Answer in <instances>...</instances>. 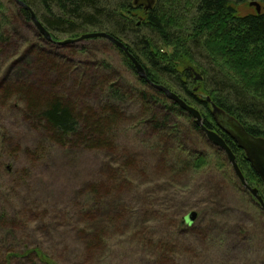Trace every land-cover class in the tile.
Returning a JSON list of instances; mask_svg holds the SVG:
<instances>
[{"label": "trees", "instance_id": "16d2710c", "mask_svg": "<svg viewBox=\"0 0 264 264\" xmlns=\"http://www.w3.org/2000/svg\"><path fill=\"white\" fill-rule=\"evenodd\" d=\"M18 1L30 10L19 6L16 0H0V60L5 57L0 73L9 70L11 75L13 58L24 56L21 64L20 60L14 64L17 66L14 75L20 80L0 86V110L18 109L30 120L37 121L55 147L70 148L76 144L83 149L106 150L121 161L119 171L115 174L112 171L107 177L104 185L109 187L90 186L83 193L82 208L76 210V217L82 218L83 225L79 240L80 264L103 263L105 252L112 247L110 235L125 217L117 215L114 203L106 200L103 189L110 197L116 195L125 187L123 184L118 188L121 181L118 172L130 177L137 169L134 165L138 168L145 165L135 157L131 163L127 162L130 156L118 142L123 128L131 127L132 133L137 129L139 139L144 134L153 152L157 150L152 164L155 168L164 166L171 176L188 174L207 162L204 154L179 146L184 137L178 141L176 138L184 136L183 119L190 121L194 133L203 139L204 135L190 116L152 84L177 94L181 92L178 94L181 99L200 111L204 125L210 130L217 132L218 123L207 99L237 120L250 135L264 139V12L241 16L237 9L251 0H156L149 11L136 8L134 0ZM139 10L144 16L136 14ZM32 13L51 34L53 42H47L34 28ZM15 23L28 25L38 42L42 40L49 49L39 45L35 49L31 38L14 45ZM90 33H106L125 44L152 84L140 79L126 54L112 44L136 77L135 84L119 86L114 68L106 61L91 73L86 71L87 62L79 61L80 66L72 62L70 67L59 62H69V59L57 54L56 43ZM62 49L73 50L71 58L88 53L73 43L59 50ZM196 51L203 52L209 66L197 61ZM23 71L32 79L21 80ZM193 71L203 77L200 83L194 81ZM40 75L44 78L41 83ZM32 80L41 85H31ZM195 85L197 91H194ZM127 102L133 105L129 112L124 108ZM227 144L249 185L264 196L263 182L244 151L229 141ZM103 208L106 212H102ZM0 214V229L6 232L0 234V241L11 240L16 226L10 221L13 215ZM193 224L184 218L179 227L188 229ZM132 240L133 233L131 244ZM156 249L158 264L178 263L174 260L175 249L165 245ZM24 260L29 264H60L40 248L23 254L7 250L1 264H22Z\"/></svg>", "mask_w": 264, "mask_h": 264}, {"label": "rangeland", "instance_id": "374dc122", "mask_svg": "<svg viewBox=\"0 0 264 264\" xmlns=\"http://www.w3.org/2000/svg\"><path fill=\"white\" fill-rule=\"evenodd\" d=\"M253 1L238 5L241 16L256 13L250 5ZM257 2L264 12V2ZM136 14L144 16L142 10ZM15 24L14 45L31 38L34 48L39 45L49 49L42 40L38 42L28 25ZM38 33L41 35L39 30ZM73 44L88 53L71 58L73 50H59L62 46H58L57 54L67 57L69 62L57 61L68 67L87 62L88 73L106 61L114 68L119 86L135 84L136 77L109 41L98 38ZM202 53L196 51L197 61L209 66ZM23 57L13 58L11 75L9 70L0 73V86L20 80L14 75V64L19 60L21 64ZM69 77L73 81L77 78L71 74ZM30 78L23 71L21 80ZM38 80L41 83L43 76ZM39 81L32 80L31 85L39 87ZM126 105L129 112L133 105ZM38 124L18 109L0 110V212L12 214L10 221L16 224L11 240L0 241V264L7 250L23 254L34 248H40L60 264H80L83 225L76 210L82 208L83 193L95 184L106 186L109 173H117L121 161L106 150H88L76 144L70 148L55 147ZM181 124L184 136H178L176 141L184 138L179 146L204 154L207 162L179 176L169 175L162 165L155 168L152 163L157 150L153 152L146 136L140 134L139 139L137 129L132 133L131 127L123 128L118 142L130 156L127 162L137 158L145 165H134L137 169L130 177L118 172V188L123 184L125 187L116 195L110 197L103 189L106 200L114 203L117 215L125 217L110 235L112 247L105 252L101 264H158L156 248L161 245L175 249L177 264H264V211L242 188L226 155L208 142L203 133L204 139L194 133L190 121L183 119ZM192 213L197 214L194 224L188 229L179 227L180 220ZM5 233L0 229V234ZM22 264L29 263L24 260Z\"/></svg>", "mask_w": 264, "mask_h": 264}, {"label": "water", "instance_id": "95a60500", "mask_svg": "<svg viewBox=\"0 0 264 264\" xmlns=\"http://www.w3.org/2000/svg\"><path fill=\"white\" fill-rule=\"evenodd\" d=\"M18 2V5L21 7L28 8L24 3ZM156 0H134V5L136 7H143L146 11H149L154 6ZM252 7H255L257 14L262 13L261 5L254 1L250 4ZM32 22L35 28L39 30L41 35L48 40L49 42H53V38L51 34L43 27L40 21L37 19L34 13H32ZM102 38L109 41L111 44L116 46L118 49L122 50L128 59L132 62L136 73L140 79H144L148 81L149 84H152L147 78L145 69L139 63V61L129 52L127 46L110 36L106 33H90L81 36L76 40H66L61 43H57L59 46H64L69 43L81 42L88 39H98ZM196 81L202 80L200 75H196ZM152 87L160 92H163L168 100L177 104L179 108H181L184 112H186L191 118L194 120L196 126L200 129L201 133H203L208 142H210L214 147L221 150L227 157L228 162L231 164L232 169L242 188L252 196V198L257 202V204L264 211V197L259 194V191L249 185L246 178L244 177L238 163L235 154L232 152L231 148L228 146L227 142L214 130L208 129L203 122V117L198 109L188 105L183 99H181L178 95L171 92L169 89L163 86H157L152 84ZM197 90V89H196ZM209 104H211L214 114L216 115V119L219 122L220 127L227 133L230 137H232L235 142L238 144L239 148L244 151L246 154V158L251 164L253 170L260 176L263 187H264V139L256 138L250 135L245 128L234 118L227 116L219 109L216 108L213 103L207 99ZM197 214L192 213L187 218L191 223L195 221Z\"/></svg>", "mask_w": 264, "mask_h": 264}, {"label": "flooded vegetation", "instance_id": "af4514ba", "mask_svg": "<svg viewBox=\"0 0 264 264\" xmlns=\"http://www.w3.org/2000/svg\"><path fill=\"white\" fill-rule=\"evenodd\" d=\"M193 70V69H192ZM217 120V119H216ZM218 123V129L217 133L227 142L229 141V144L232 146H238V144L235 142V140L230 137L227 133L224 132V130L220 127L219 122Z\"/></svg>", "mask_w": 264, "mask_h": 264}]
</instances>
